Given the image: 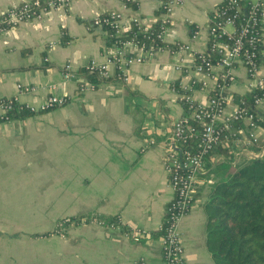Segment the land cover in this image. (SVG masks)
<instances>
[{"label":"crops","instance_id":"1","mask_svg":"<svg viewBox=\"0 0 264 264\" xmlns=\"http://www.w3.org/2000/svg\"><path fill=\"white\" fill-rule=\"evenodd\" d=\"M28 1L0 0V14ZM131 1L133 7L124 0H73L0 34V98L18 96L33 106L49 96L67 99L52 110L0 123V264H164L159 227L173 196L163 166L164 140L171 122L185 114L181 95L201 104L215 85L194 72L193 57L208 51L211 16L225 0H181L163 33V42L175 49L143 54L141 63L126 69L127 82L115 78L111 68V80L79 91V82L62 78L64 65L70 63L78 80H87L84 65L104 62L116 51L106 45L107 32L91 25L94 18L117 13L122 23L135 18L143 27L160 19L159 0ZM260 26L264 79V6ZM178 45L191 51L177 52ZM232 73L228 111L254 90L240 63L233 64ZM18 84L35 90L20 94ZM255 112L264 122V109ZM239 128L244 124H234L235 131ZM220 149L207 158L194 202L179 224L184 264H214L203 209L212 169L227 157L233 167L247 160L246 150L234 155ZM91 216L118 219L121 228L85 221ZM64 219L78 224L60 230Z\"/></svg>","mask_w":264,"mask_h":264},{"label":"built area","instance_id":"2","mask_svg":"<svg viewBox=\"0 0 264 264\" xmlns=\"http://www.w3.org/2000/svg\"><path fill=\"white\" fill-rule=\"evenodd\" d=\"M73 0H31L21 5L9 8L0 16L6 25L0 28V34L9 28L25 21H38L51 10L67 8ZM246 1L247 11L241 15V4ZM181 0H159L161 10L160 21L169 24V15L173 6ZM226 8L223 11L214 9L211 23L208 26L207 52L195 54L193 68L196 74L206 75L215 83L210 91L206 102L195 104L187 93H183L180 102L184 107L185 114L171 122L169 136L164 140L165 155L163 159L164 170L173 196L165 210V216L159 230L162 236V257L164 264H184V248L181 242L179 224L193 204L198 179L203 176L206 169L207 158L218 147L230 149L234 155L239 151L247 153L246 159L260 158L264 149L258 152L251 147L259 140V118L253 112L245 111L241 106L228 111L227 84L234 80L232 73L233 64L240 63L249 80L254 82L252 93L253 107L264 109V79L259 75V46L261 19L263 12V0H225ZM32 4L34 10L29 8ZM229 11L230 14L225 15ZM244 16L243 18H241ZM122 16L117 13H108L106 16L94 18L91 25L96 29H103L104 24L113 23L116 34L121 35L130 28L131 23H138L135 18H128L122 23ZM148 28V27H145ZM230 29V30H229ZM158 38L163 41V33ZM116 51L104 62L98 63L90 60L84 65L83 70L94 73L96 81L108 79L115 74V78L127 82L126 69L133 63H141L143 54L152 55L145 51L142 46L127 41L120 48L113 45ZM137 52L133 57L127 54V50ZM191 51L188 45H178L177 52ZM140 53V54H138ZM207 53L211 54L208 56ZM111 68L114 74L111 75ZM72 71L70 63H66L62 69V78L66 81L72 79L79 82V91L93 88L94 84L87 80H78ZM196 82H193V86ZM201 88L206 90V83H201ZM20 94H29L35 87L20 85L16 86ZM65 97L49 96L39 106L23 103L18 96L0 98V123L10 121L8 113L14 109L26 110L30 114L43 113L56 107L65 105ZM190 122L194 124L191 125ZM244 124V129L235 131L234 124ZM200 124V126H199ZM149 140L148 145H152ZM229 143H232L229 145ZM233 145V146H232ZM238 155V153H237ZM70 219H64L58 225L59 229L70 224ZM88 223L103 226L109 229H120L118 219L105 220L99 216H91ZM136 264H141L139 261Z\"/></svg>","mask_w":264,"mask_h":264},{"label":"trees","instance_id":"3","mask_svg":"<svg viewBox=\"0 0 264 264\" xmlns=\"http://www.w3.org/2000/svg\"><path fill=\"white\" fill-rule=\"evenodd\" d=\"M124 1L127 6L133 7L131 0ZM246 3L244 1L241 4V15L246 14ZM29 8L36 9L32 4ZM225 8L224 2L217 6V9L221 11ZM227 14L230 12L227 11L225 15ZM5 26L0 16V28ZM167 26L160 20L155 21L148 28L138 23H131L130 28L121 35L116 34L113 23L104 24L102 28L107 32L105 37L107 46L115 45L120 48L123 43L132 41L152 54L163 49H175L158 38V34ZM207 55L212 57L209 53ZM81 74L88 81L96 83L94 73L81 70ZM109 80L111 78L104 81ZM241 108L256 114L252 97L244 98ZM29 114L26 110L14 109L8 113V117L9 120L23 119ZM258 122L264 127V122L260 120ZM190 124L194 123L190 122ZM261 149H264V139H259L251 147L254 152ZM216 150L221 152L220 147ZM225 153L227 154V151ZM229 161L227 157L225 163L215 165L212 169L213 178L203 206L206 215L207 250L214 264H264V154L260 158L245 160L237 165L238 168L231 166ZM196 192L195 188L193 202ZM70 221V224H78L77 219H70Z\"/></svg>","mask_w":264,"mask_h":264}]
</instances>
